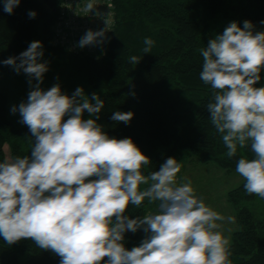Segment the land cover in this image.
I'll use <instances>...</instances> for the list:
<instances>
[{
    "label": "clouds",
    "instance_id": "1",
    "mask_svg": "<svg viewBox=\"0 0 264 264\" xmlns=\"http://www.w3.org/2000/svg\"><path fill=\"white\" fill-rule=\"evenodd\" d=\"M20 2L4 0V11L11 14ZM94 9L89 0L84 11ZM103 38L105 30H88L78 46ZM154 43L146 37L143 52ZM199 51V78L213 90L206 106L211 124L227 157L250 149L252 158L241 155L235 171L246 193L264 199V86H256L264 71V31L248 20L243 27L233 21ZM43 55L42 42L33 41L18 57L0 62L30 77L26 102L11 111L19 112L34 138L30 155L0 162V237L8 245L30 239L60 264H231L230 239L218 222L235 218L208 206L187 177L178 182L182 165L174 157L145 174L151 159L133 139L111 137L97 122L104 108L98 94L89 97L77 87L69 96L59 84L42 89L48 71ZM140 61L129 57L132 64ZM133 116L116 111L111 119L129 124ZM145 200L157 210L126 215ZM139 230L147 235L129 250L124 234Z\"/></svg>",
    "mask_w": 264,
    "mask_h": 264
},
{
    "label": "trees",
    "instance_id": "2",
    "mask_svg": "<svg viewBox=\"0 0 264 264\" xmlns=\"http://www.w3.org/2000/svg\"><path fill=\"white\" fill-rule=\"evenodd\" d=\"M88 2L21 0L9 14L0 0V62L18 57L33 41L42 42L45 74L67 76L71 84L62 91L69 96L72 86L82 87L89 97L98 94L104 108L97 122L111 137L133 139L151 159L145 174L159 170L168 157L182 166L195 157L231 171L241 155L252 158L247 148L238 150L236 157L226 156L227 148L206 108L213 90L199 78L203 62L199 50L233 21L240 27L251 21L259 31L264 0H92L95 9L83 13L79 5ZM30 11L35 18L29 17ZM93 17L103 21L95 22ZM88 30H105V38L92 49L80 48ZM146 37L155 42L147 54L143 52ZM132 55L141 61L130 63ZM0 73L27 77L2 63ZM256 86H264V71ZM11 109L9 95L0 91V162L7 159L6 146L15 158L30 155L34 144L28 127L11 119ZM116 111H131L133 119L129 124L113 121ZM84 118L92 117L85 112ZM244 184L229 192L239 225L230 243V260L264 264V199L246 193ZM153 205L147 200L140 208L130 205L126 215L142 217ZM124 235L129 250L139 246L140 230ZM0 264H60V257L30 239L8 245L0 237Z\"/></svg>",
    "mask_w": 264,
    "mask_h": 264
},
{
    "label": "rangeland",
    "instance_id": "3",
    "mask_svg": "<svg viewBox=\"0 0 264 264\" xmlns=\"http://www.w3.org/2000/svg\"><path fill=\"white\" fill-rule=\"evenodd\" d=\"M84 6V4L83 6L79 5V7L82 8L83 13H91L85 12ZM94 20L95 22L99 21L98 19ZM259 31H264V24L260 25ZM29 79L30 77L28 76L25 78V76L13 74L8 77L4 73H0V91H4L9 95L11 108L13 106H18L21 102H26L28 93L32 90V86L29 84ZM35 83L36 81L33 79L32 84L34 85ZM56 84H59L61 89L66 90L68 88L64 87L69 86L71 82L65 75L54 77L53 74H44L43 83L40 87L44 90H48ZM75 89L76 88H73L72 86V88L67 91H70L73 94ZM10 117L17 126H24V124L21 123L19 112L13 113L10 110ZM5 149L6 158L12 159L8 146H6ZM184 177L191 180L196 194L203 198L208 206L226 218L229 216L235 218V221L231 223L228 222L227 219L218 222L220 224L218 230L221 231L225 237L229 238L231 243L233 234L239 229V225L236 219V212L229 200V192L240 185L244 179L236 173L235 170H225L213 162L203 163L195 157H191L189 158V161H186L185 164L183 163L181 171L178 173V182H183ZM153 207L154 208L150 210L151 212L157 210L156 204L153 205ZM140 234L141 238L139 244L147 235L143 230H140ZM22 262H25L24 257H22Z\"/></svg>",
    "mask_w": 264,
    "mask_h": 264
},
{
    "label": "built area",
    "instance_id": "4",
    "mask_svg": "<svg viewBox=\"0 0 264 264\" xmlns=\"http://www.w3.org/2000/svg\"><path fill=\"white\" fill-rule=\"evenodd\" d=\"M93 18H94V17H93ZM94 19H98V20H100V18H98V17H96V18H94ZM102 21H103V20H102ZM102 21H99V22L101 23ZM94 45H95V44H94ZM94 45H89L88 48H89V49H92Z\"/></svg>",
    "mask_w": 264,
    "mask_h": 264
}]
</instances>
